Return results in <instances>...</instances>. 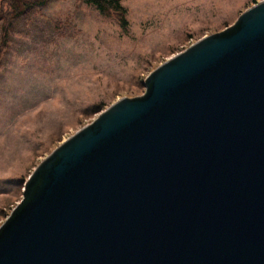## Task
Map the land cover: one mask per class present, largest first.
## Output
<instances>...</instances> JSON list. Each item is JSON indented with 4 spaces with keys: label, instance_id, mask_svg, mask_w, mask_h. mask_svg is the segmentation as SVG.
Masks as SVG:
<instances>
[{
    "label": "water",
    "instance_id": "obj_1",
    "mask_svg": "<svg viewBox=\"0 0 264 264\" xmlns=\"http://www.w3.org/2000/svg\"><path fill=\"white\" fill-rule=\"evenodd\" d=\"M55 145L0 264H264V0Z\"/></svg>",
    "mask_w": 264,
    "mask_h": 264
},
{
    "label": "rangeland",
    "instance_id": "obj_2",
    "mask_svg": "<svg viewBox=\"0 0 264 264\" xmlns=\"http://www.w3.org/2000/svg\"><path fill=\"white\" fill-rule=\"evenodd\" d=\"M118 1L125 29L78 0H48L5 46L0 34V224L55 145L119 98L143 93L155 67L259 0Z\"/></svg>",
    "mask_w": 264,
    "mask_h": 264
},
{
    "label": "trees",
    "instance_id": "obj_3",
    "mask_svg": "<svg viewBox=\"0 0 264 264\" xmlns=\"http://www.w3.org/2000/svg\"><path fill=\"white\" fill-rule=\"evenodd\" d=\"M86 5L93 6L102 16L117 15L119 25L125 29L128 25L125 19L126 10L118 0H78ZM4 3L7 7L3 8ZM48 0H3L0 2V34L1 42L5 46L14 26L37 8L47 6ZM101 107L92 110V114Z\"/></svg>",
    "mask_w": 264,
    "mask_h": 264
}]
</instances>
